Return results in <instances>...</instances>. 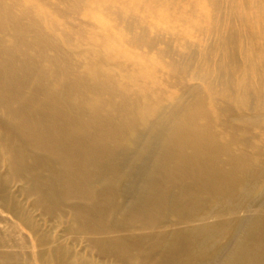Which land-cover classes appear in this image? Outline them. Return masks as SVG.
I'll return each mask as SVG.
<instances>
[{"label": "bare ground", "instance_id": "obj_1", "mask_svg": "<svg viewBox=\"0 0 264 264\" xmlns=\"http://www.w3.org/2000/svg\"><path fill=\"white\" fill-rule=\"evenodd\" d=\"M0 264H264V0H0Z\"/></svg>", "mask_w": 264, "mask_h": 264}]
</instances>
